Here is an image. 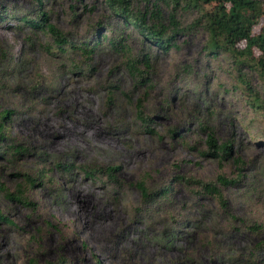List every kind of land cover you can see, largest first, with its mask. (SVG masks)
<instances>
[{"label":"rangeland","instance_id":"rangeland-1","mask_svg":"<svg viewBox=\"0 0 264 264\" xmlns=\"http://www.w3.org/2000/svg\"><path fill=\"white\" fill-rule=\"evenodd\" d=\"M3 7L0 111L10 110L5 144L25 152L0 155V188L13 192L25 176L35 180L24 189L30 205L7 199L0 189V213L11 221L0 220V264H25L29 257L37 264H239L240 252L264 237V120L231 90L230 58L207 56L205 33L191 28L175 37L177 48L159 50L107 18L101 0H40L39 6L0 0ZM39 10L73 44L93 38L99 20L105 39L88 59L72 48L59 53L49 34L21 21ZM194 17L191 10L178 13L182 26ZM122 31L131 56L149 55L150 86H134L124 56L107 44ZM138 97L150 118L146 127L157 134L135 118ZM201 119L219 141L230 139L232 156L244 162V179L224 193L230 212L261 224L260 234L231 228L212 199L174 178L235 174L231 161L219 168L199 154ZM171 129L178 135L170 136ZM83 166H114V179L85 175ZM140 181L150 190L167 183L172 190L145 212L135 187Z\"/></svg>","mask_w":264,"mask_h":264},{"label":"trees","instance_id":"trees-1","mask_svg":"<svg viewBox=\"0 0 264 264\" xmlns=\"http://www.w3.org/2000/svg\"><path fill=\"white\" fill-rule=\"evenodd\" d=\"M40 5V0H36ZM107 11V18L121 21L122 27L130 26L141 37L142 41L148 42L159 50L168 51L177 48L175 37L179 34L187 33L186 29H199L205 33V42L202 46L203 52L211 58H216L220 54H225L234 65L233 85L231 90L240 95L245 105L257 113L264 120V3L259 0H101ZM191 10L195 17L188 26H182L178 19L180 11ZM1 14H5L3 7ZM4 12V13H3ZM0 14V20L2 15ZM24 24L32 28H39L50 35L56 51L65 53L69 49H76L87 59L94 52L97 45L101 43L105 36L102 29L105 21L99 20L95 26L91 27L94 32L93 38L83 40L78 44H73L55 25L49 22L48 15L39 10L37 17L28 19L21 18ZM104 23V24H103ZM257 30L254 31V28ZM124 33V34H122ZM128 34L124 31L117 36H111L107 44L115 52L124 56L122 62L124 69L137 84L150 86L151 76L147 72L151 68L150 57L146 53H141L137 57L130 54L127 44ZM243 68L255 74L256 82L252 83V78ZM261 90L263 93H261ZM135 118L143 127L147 126L150 118L143 113V101L140 97L133 102ZM10 110L0 111V155H18L25 152V148L5 143L9 136L6 134V122L9 119ZM198 134H203V144L198 148L202 157L215 159L218 167L223 163L231 161L235 167L234 176H227L223 172H218L212 180L204 181L197 178H184L175 175L177 180H184L188 187H192L199 196L212 199L216 203L218 217H224L227 225L231 228H241L252 234H260L261 224L248 223L237 219L230 212L229 203L224 190L237 186L244 179V162L239 156L233 157L231 154L232 141L225 139L219 141L214 128L205 119L198 120ZM151 134H157L152 128L146 127ZM177 129L169 131L170 136L177 134ZM57 167L59 165L56 164ZM85 175H95L104 173L107 177L114 179V166L81 167ZM33 178L25 176L23 182L15 186L13 192H8L3 187L4 196L9 200H15L23 205H30L24 194L26 185L34 184ZM140 196V201L144 205L145 212H149L151 206L159 199L165 198L172 190L167 183L158 190H150L144 182H136ZM219 217V218H220ZM0 220L6 219L0 213ZM239 264H264V237L257 239L249 248L242 250L235 258ZM25 264H37L34 258L26 259ZM53 264V263H47Z\"/></svg>","mask_w":264,"mask_h":264}]
</instances>
